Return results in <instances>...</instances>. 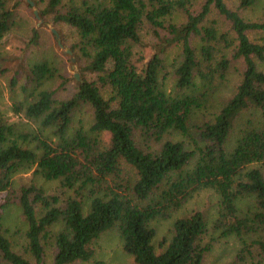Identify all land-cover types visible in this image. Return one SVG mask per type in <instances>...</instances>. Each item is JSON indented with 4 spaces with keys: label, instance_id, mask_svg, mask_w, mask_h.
Here are the masks:
<instances>
[{
    "label": "trees",
    "instance_id": "16d2710c",
    "mask_svg": "<svg viewBox=\"0 0 264 264\" xmlns=\"http://www.w3.org/2000/svg\"><path fill=\"white\" fill-rule=\"evenodd\" d=\"M257 1L0 0V41L22 35L17 54L0 56V76L10 91L23 79L27 94L11 110L39 123L19 129L0 111V264L90 262L115 227L133 264H205L228 237L240 246L222 264H264V5L256 20L243 16ZM34 9L74 36L79 79L66 98L42 88L55 76L49 61L27 60L41 46ZM82 108L90 125L72 130ZM32 169L58 180L60 194L14 188V175ZM200 190L217 195L209 222L192 210L156 244L152 223ZM11 206L21 242L7 236Z\"/></svg>",
    "mask_w": 264,
    "mask_h": 264
},
{
    "label": "rangeland",
    "instance_id": "374dc122",
    "mask_svg": "<svg viewBox=\"0 0 264 264\" xmlns=\"http://www.w3.org/2000/svg\"><path fill=\"white\" fill-rule=\"evenodd\" d=\"M237 0H228L229 4L235 5ZM264 0H258L251 9L243 12V16L247 20H256L261 13ZM33 11L37 12V9ZM37 24L41 26V46L31 51L28 55L29 61L34 57L44 58L49 61L53 67L55 76L49 80H46L42 88L43 89H56V96L58 98L68 97L73 89L74 82L72 77L76 76L79 79L80 65L77 63L76 53L72 52L70 46L74 42V36L72 31L66 26L56 25L49 22L47 19L39 17L37 12ZM28 23L33 24V19L28 18ZM36 22V21H35ZM55 33H54V32ZM22 36L21 33L16 35H7L0 41V56L17 54L19 51L17 48L20 46L18 37ZM254 38L257 34L253 35ZM259 37L264 38L263 35ZM145 41H149L148 36L145 37ZM176 56V49H171L165 56L167 63H170ZM28 63V61L26 62ZM264 69V64H263ZM9 75L0 76V111L5 115L9 122H16L19 129L36 130L39 127V123L23 118L22 116L15 115L11 110V105L15 100H22L27 93L23 92L22 86L24 81L20 78L18 85L14 91H10L8 87ZM235 76H229L227 86L220 92V98H226L230 95L233 89V83H236ZM172 80H167V89L170 88ZM32 88V87H31ZM29 88L28 91L31 89ZM33 89V88H32ZM91 119L87 108H82L76 112L73 117L72 130L82 127L87 130L90 125ZM46 134L51 135L49 129L46 130ZM235 135V133H234ZM173 139H179L178 135L171 137ZM229 148L233 145V140H229ZM34 169L25 172L18 173L13 177V186H18L33 183L41 187L46 194L58 195L61 192L60 182L58 180H45L39 174L33 173ZM264 174V169H263ZM217 201V195L211 190H200L177 212L173 213L167 220H156L152 223L156 230V237L154 242L157 244L164 236L168 235V229L172 222L186 213L192 210H201L207 214L208 222L214 215V205ZM4 224L7 228V236L13 238V241L21 242V233L25 229V224L19 209L16 206L7 208L4 212ZM240 243L233 237L226 239H220L216 242L213 248L206 256L205 264H222L231 261L239 248ZM48 263V259L46 264ZM133 264L132 258L124 253L122 249V239L118 233L117 228H113L104 233L94 244V256L90 262H79L76 264Z\"/></svg>",
    "mask_w": 264,
    "mask_h": 264
},
{
    "label": "water",
    "instance_id": "95a60500",
    "mask_svg": "<svg viewBox=\"0 0 264 264\" xmlns=\"http://www.w3.org/2000/svg\"><path fill=\"white\" fill-rule=\"evenodd\" d=\"M34 14H35V16H37V12L36 11H34ZM54 32V31H53ZM55 33V32H54ZM76 78H78L77 76H76Z\"/></svg>",
    "mask_w": 264,
    "mask_h": 264
}]
</instances>
